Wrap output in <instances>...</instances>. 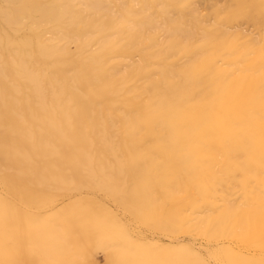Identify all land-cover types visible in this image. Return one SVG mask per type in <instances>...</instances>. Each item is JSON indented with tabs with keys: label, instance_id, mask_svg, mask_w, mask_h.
Segmentation results:
<instances>
[{
	"label": "rangeland",
	"instance_id": "374dc122",
	"mask_svg": "<svg viewBox=\"0 0 264 264\" xmlns=\"http://www.w3.org/2000/svg\"><path fill=\"white\" fill-rule=\"evenodd\" d=\"M32 1L0 0V212L5 198L29 216L3 239L17 264H108L123 245V264H264L248 234L264 212V0ZM240 78L256 90L224 132L208 107Z\"/></svg>",
	"mask_w": 264,
	"mask_h": 264
},
{
	"label": "bare ground",
	"instance_id": "6f19581e",
	"mask_svg": "<svg viewBox=\"0 0 264 264\" xmlns=\"http://www.w3.org/2000/svg\"><path fill=\"white\" fill-rule=\"evenodd\" d=\"M244 1V0H243ZM246 1V0H245ZM15 2V1H14ZM243 3V2H242ZM42 5L43 6H45L44 5V3H42V2H40V1H32L31 3H30V5H29V7H28V10L32 13V11H39L41 8H42ZM50 5H53V4H50ZM50 5H49V7H50ZM258 5V3H257V1L256 0H254V2H253V6H257ZM263 5V4H262ZM46 6H48V5H46ZM45 6V7H46ZM238 8V7H237ZM247 9V8H246ZM250 10V9H249ZM248 9H247V11L248 12H251V10L249 11ZM5 11V10H4ZM53 11V10H52ZM234 11H235V9H234ZM240 11V10H239ZM7 13H9V12H7ZM26 13V10L25 9H22V10H20L19 12H18V15H20V16H22V15H24ZM55 13V12H54ZM61 14V13H60ZM233 14V13H232ZM236 14V13H235ZM10 15H12V14H10ZM44 15V14H43ZM46 15V14H45ZM54 16V15H53ZM53 16H51V17H53ZM253 16V15H252ZM251 16V17H252ZM260 16V15H259ZM19 17V16H18ZM17 17V18H18ZM230 17V16H229ZM255 17V16H254ZM254 17H252V18H254ZM27 18V17H26ZM57 18V17H56ZM260 19V18H259ZM258 19V20H259ZM254 20H256V17H255V19ZM13 21V20H12ZM7 23H9V22H7ZM14 23V22H13ZM16 25V24H15ZM19 25V24H18ZM3 30V29H2ZM14 31V30H13ZM14 33V32H13ZM15 34H16V31H15ZM19 39V38H18ZM2 40V39H1ZM8 40V39H7ZM19 41V40H18ZM27 41V40H26ZM1 42V41H0ZM7 42V41H6ZM30 42V41H29ZM0 45H1V43H0ZM77 48V47H76ZM199 63V62H198ZM198 66V65H197ZM201 66V65H200ZM84 69H85V67H84ZM26 70V69H25ZM24 70V71H25ZM80 72V71H79ZM86 72V71H85ZM22 74V73H21ZM34 74V73H33ZM82 74H86V73H82ZM208 74V73H207ZM261 74V73H260ZM23 75V74H22ZM25 75H27V74H24V76ZM201 75V74H200ZM23 76V77H24ZM34 78H35V76H33ZM84 77L86 78V76L84 75ZM33 78V79H34ZM23 79V78H22ZM32 79V80H33ZM26 80V79H25ZM30 80V79H29ZM38 80V79H37ZM82 79H80V81H81ZM85 80V82H87V80L86 79H83V81ZM250 80V81H249ZM31 81V80H30ZM32 82V81H31ZM39 82V81H38ZM82 82V81H81ZM84 82V83H85ZM237 82H238V85H237V87H234V88H232V89H230L229 91H227L226 92V94H225V100L223 101V103L221 104V105H213V104H211L208 108L211 110V114L222 124V128H223V131L224 132H226L227 130H226V127H225V124L223 123V118H222V115H223V113L224 112H227L228 110H232L234 113H238L239 111H240V108H241V105H242V103H243V101L247 98V97H249V95L251 94V93H253L255 90H256V85H257V81L255 80V79H243V78H240V79H238L237 80ZM264 82V81H263ZM212 83V82H211ZM32 84V83H31ZM35 84H37V83H35ZM34 85V84H33ZM223 85V84H222ZM9 86V85H8ZM38 88V87H37ZM207 88V87H206ZM261 88H263V87H261ZM33 89H34V87H33ZM40 89V88H39ZM15 90V89H14ZM29 90V89H28ZM195 90V89H194ZM213 90V89H212ZM27 91V90H26ZM36 91H38V90H36ZM237 91H240L241 92V95H242V99H240L239 100V102L238 103H236L234 106H232L231 108L229 107V104H228V102L230 101V100H232L234 97H235V95H236V93H237ZM42 92V91H41ZM211 92V91H210ZM21 93V92H20ZM191 93V92H190ZM207 93H209V92H207ZM206 93V94H207ZM212 93V92H211ZM3 94V93H2ZM18 94V93H17ZM36 94V93H35ZM34 94V95H35ZM197 95V94H196ZM208 95V94H207ZM0 96H2L1 94H0ZM3 96H4V94H3ZM43 96V95H42ZM210 96V95H209ZM258 96V95H257ZM45 97V96H44ZM211 97H212V95H211ZM6 98V97H5ZM4 98V99H5ZM12 98V97H11ZM39 98H40V96H39ZM264 98V97H263ZM2 99V98H1ZM10 99V98H9ZM26 99V98H25ZM204 99H206V98H204ZM14 100H15V97H14ZM29 100V99H28ZM38 100H40V99H38ZM19 101V100H18ZM58 101V100H57ZM16 102V101H15ZM26 102V101H25ZM219 102V101H218ZM8 103V102H7ZM17 103V102H16ZM15 103V104H16ZM19 103V102H18ZM28 103V102H27ZM26 103V104H27ZM43 103V102H42ZM35 104V103H34ZM59 104V103H58ZM5 105V104H4ZM42 105V104H41ZM46 105V104H45ZM181 105H183V104H181ZM189 105V104H188ZM16 106V105H15ZM18 106H19V104H18ZM28 106V105H27ZM20 107V106H19ZM80 107V106H79ZM78 107V108H79ZM186 107V106H185ZM205 107H207V106H205ZM3 108H5V107H3ZM2 108V109H3ZM29 109V108H28ZM27 109V110H28ZM36 109H38L39 111H41L44 115H45V118H46V116L47 115H50L51 114V112L53 111H51L50 110V108H45V107H38V106H36ZM57 109H59V110H61V107H59L58 108V106H57ZM12 110L13 109H11V107L10 106H6V109H5V112H4V114H6V121L7 122H9V121H12L13 120V118H14V112L12 113ZM32 110V109H31ZM30 110V111H31ZM193 110V109H192ZM192 110H191V112H192ZM195 110V109H194ZM208 110V109H207ZM56 111V110H55ZM176 111H178V110H176ZM202 111H204V110H202ZM245 111V110H244ZM54 112V111H53ZM63 111H61V113H62ZM179 112V111H178ZM181 112H182V110H181ZM198 113H199V111H197ZM55 113V112H54ZM64 113H66V112H64ZM83 113H85L84 111H83ZM195 113H196V111H195ZM182 114V113H181ZM208 114V113H207ZM33 115V114H32ZM67 115V114H66ZM75 115V114H74ZM197 115V114H196ZM199 115H201V114H199ZM18 116V115H17ZM16 116V117H17ZM58 116H59V114H58ZM65 116V115H64ZM68 116V115H67ZM77 116V115H76ZM204 116V115H203ZM209 116V115H208ZM211 116V115H210ZM212 117V116H211ZM231 117V116H230ZM173 118V117H172ZM22 119V118H21ZM47 119V118H46ZM52 119V118H51ZM200 119V118H199ZM210 119V118H209ZM213 119V118H212ZM261 119V118H260ZM67 120H70V119H67ZM56 121V120H55ZM54 121V122H55ZM205 121H206V119H205ZM263 121V120H262ZM48 122V121H47ZM59 122V121H58ZM69 122V121H68ZM72 122V121H71ZM80 122V121H79ZM83 122V121H82ZM202 122V121H201ZM211 122V121H210ZM49 123V122H48ZM52 123V122H51ZM73 123V122H72ZM211 123H213V122H211ZM232 123V122H231ZM243 123V122H242ZM8 124V123H7ZM55 124V123H54ZM60 124V123H59ZM80 124V123H79ZM194 124V123H193ZM234 124V123H233ZM12 125V124H11ZM50 125V124H49ZM61 125V124H60ZM66 125V124H65ZM71 125V124H70ZM85 125V124H84ZM52 126V125H51ZM86 126H87V123H86ZM213 126V125H212ZM243 126V125H242ZM244 126H245V124H244ZM197 127V126H196ZM3 128H5V127H3ZM55 128V127H54ZM71 128V127H70ZM192 128H193V126H192ZM214 128V127H213ZM51 129V128H50ZM212 129V128H211ZM59 130V129H58ZM190 130V129H189ZM215 130V129H214ZM7 131V130H6ZM59 132V131H58ZM62 132V131H61ZM64 133V132H63ZM204 133H206V134H208L209 133V128H205L204 129ZM73 134V133H72ZM86 134V133H85ZM205 134V135H206ZM210 134V133H209ZM208 134V135H209ZM211 134H213V132L211 133ZM22 135V134H21ZM28 135V134H27ZM241 135V134H240ZM258 135V134H257ZM204 136V135H203ZM214 136H215V134H214ZM24 137V136H23ZM205 137V136H204ZM28 138H30V137H28ZM64 138V137H63ZM65 138H66V136H65ZM176 138V137H175ZM14 139V138H13ZM82 140H84V139H82ZM227 141V140H226ZM44 142V141H43ZM190 143V142H189ZM5 144V143H4ZM3 144V145H4ZM38 144H39V142H38ZM253 144V143H252ZM8 145V144H7ZM6 145V146H7ZM43 145H45V144H43ZM203 145V144H202ZM6 146H4V147H6ZM36 145H34V147H35ZM80 146H81V143H80V138H78V136L77 135H74V136H71L70 137V140H69V149H70V151H71V156L72 157H74V153H75V151L76 150H78V148H80ZM1 148H2V146H0ZM10 147V146H9ZM9 147H7V148H9ZM13 148V147H12ZM181 148V147H180ZM205 148V147H204ZM5 149V148H4ZM16 149V148H15ZM34 149H36V148H34ZM81 149V148H80ZM1 150H3V149H1ZM0 150V151H1ZM8 150V149H7ZM9 150H11V148L9 149ZM14 149H12V151H13ZM187 150V149H186ZM17 151V150H16ZM81 151V150H80ZM182 151H184V150H182ZM18 152V151H17ZM36 152V151H35ZM26 153V152H25ZM1 154V153H0ZM13 154H15V152L13 151ZM19 154V153H18ZM28 154V153H27ZM84 154V153H83ZM85 155V154H84ZM87 155H88V153H87ZM7 156H9V155H7ZM6 156V157H7ZM18 156V155H17ZM22 156V155H21ZM24 156H27V155H24ZM10 157V156H9ZM85 157V156H84ZM86 157H88V156H86ZM183 157V156H182ZM23 158V157H22ZM22 158H21V161H22ZM26 158V157H25ZM30 158V157H29ZM91 158V157H90ZM90 158H88V161H89V159ZM184 158V157H183ZM16 159V158H15ZM63 159V158H62ZM76 159V158H75ZM176 158L174 157V159L173 160H175ZM9 160H11V159H9ZM13 160V159H12ZM17 160V159H16ZM25 160V159H24ZM91 160H93V159H91ZM90 160V161H91ZM14 161V160H13ZM20 161V162H21ZM205 161V160H204ZM203 161V162H204ZM7 162H9V161H7ZM194 162V161H193ZM11 163V162H10ZM28 163V162H27ZM85 163V162H84ZM91 163V162H90ZM93 163V162H92ZM91 163V164H92ZM175 163V162H174ZM12 164V163H11ZM53 164V163H52ZM51 164V165H52ZM194 164V163H193ZM54 165V164H53ZM55 166V165H54ZM84 166V165H83ZM173 166V165H172ZM53 167V166H52ZM189 167H191V166H189ZM57 168V167H56ZM55 168V169H56ZM177 168H179V167H177ZM181 169V168H180ZM58 170H60V169H58ZM133 174V173H132ZM193 176V175H192ZM62 178V177H61ZM8 179V178H7ZM136 188V187H135ZM141 188V187H140ZM136 190V189H135ZM12 191L13 192H15V188H12ZM142 191H144V190H142ZM147 191V190H146ZM160 191V190H159ZM19 192V191H18ZM134 194V193H133ZM138 194V193H137ZM147 194V193H146ZM19 195L21 196V197H24L21 193H19ZM147 196H149V195H147ZM135 197H137V196H135ZM150 197V196H149ZM4 200H3V210L0 212V224L2 225V234H0V264H17L18 262H17V259L15 258L16 256H15V254L17 255V250H16V245L15 244H10V243H7V242H5L3 239H4V237H6V235L7 234H11V233H13L15 236H16V230H17V226L19 225V223L22 221V220H27V221H29L28 219H29V216L28 215H25L24 213H22L21 211H19L17 208H13V205H11L10 203H8L7 202V200L5 199V198H3ZM150 200V199H149ZM150 204V203H149ZM139 208V207H138ZM258 208V207H257ZM136 210V209H135ZM61 220H63V219H61ZM249 221L251 222L250 223V226H249V230H248V234L251 236V238H253V239H256V238H260V237H262L263 239H264V236H262V235H264V212H261V211H259V210H250L249 211ZM9 228H11V230L9 229ZM11 232V233H10ZM109 234V233H108ZM110 235V234H109ZM109 238H110V236H109ZM108 238V239H109ZM120 239V238H119ZM124 240V239H123ZM122 243H123V241H122ZM126 243V242H125ZM129 242H127V244H128ZM261 245V244H260ZM142 246V245H141ZM121 247H124V245L123 246H120V250L121 251H119V252H115V251H112L111 250V252H109L108 253V264H123L124 263V257L122 256V254H121V252H122V249H121ZM119 248V247H118ZM129 249V246L128 247H126V249ZM133 248V247H132ZM136 249V248H135ZM139 250V249H138ZM123 251H124V249H123ZM131 251V250H130ZM140 251H142V250H140ZM126 252V251H125ZM128 252V251H127ZM126 252V253H127ZM163 252V251H162ZM166 252V251H165ZM37 253V252H36ZM133 254H136V253H133ZM140 253H138V256H139V261L141 260L140 258V255L142 254H140ZM153 254V253H152ZM160 254V253H159ZM137 255V254H136ZM38 256V255H37ZM41 256V255H40ZM135 256V255H134ZM137 258V257H136ZM145 258V257H144ZM152 258V257H151ZM150 258V259H151ZM156 258V257H155ZM160 258V257H159ZM39 259L40 258H38V261H39ZM153 259V258H152ZM163 259V258H162ZM129 261V258H127L126 259V261ZM155 260V259H154ZM138 261V262H139ZM148 261H149V258H148ZM152 261V260H151ZM157 261H161V260H157ZM137 262V263H138ZM150 262V261H149ZM173 262V261H172ZM30 264H38L37 263V261L35 260V259H31L30 258V262H29ZM152 263H155V262H152ZM44 264V263H43ZM128 264V263H127ZM132 264V263H131ZM251 264H258V263H255L254 261H251Z\"/></svg>",
	"mask_w": 264,
	"mask_h": 264
}]
</instances>
